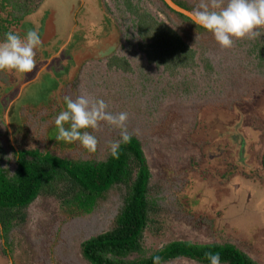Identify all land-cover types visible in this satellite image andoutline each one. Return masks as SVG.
Here are the masks:
<instances>
[{
  "label": "rangeland",
  "instance_id": "rangeland-1",
  "mask_svg": "<svg viewBox=\"0 0 264 264\" xmlns=\"http://www.w3.org/2000/svg\"><path fill=\"white\" fill-rule=\"evenodd\" d=\"M78 1L45 0L37 13L27 17L35 27H24L35 28L42 41L33 69L37 73L5 71L7 82L0 79V100L8 92L16 95L3 105L0 102V132L12 137L10 111L15 106L14 113H25L29 122L20 133L21 142L63 150L62 142L56 140L55 119L66 109L65 97L75 99L85 93L103 99L109 111L127 112L129 132L147 141L153 180L167 196L162 203L168 206V228L163 240L152 236L156 247L171 239L212 243L222 236L264 264V65L259 63V49L249 53L256 39L238 40L232 48L222 49L214 36L207 37L206 56L215 70L210 75L201 68L192 74L200 90L193 91L189 102L181 99L182 88L168 89L169 81L148 63L143 67L150 71L143 74L133 64L134 72L124 75L125 85L120 86L123 92L114 97L119 74L108 70L107 57L121 44L118 25L105 13L104 0H82V5ZM105 1L112 5V0ZM147 5L168 21L159 12L158 2L148 0ZM5 17L7 13L0 9V19ZM168 24L176 27L171 21ZM44 27H50L46 33ZM21 28L11 25L9 29L20 32ZM70 54L77 62L73 66L67 62ZM143 75L147 77L144 84ZM30 77L34 78L26 81ZM103 87L106 94L101 92ZM157 97L167 102L157 105L153 102ZM143 112L145 117L140 115ZM149 112L157 114L148 116ZM87 131L97 134L105 146L120 134L106 123L98 132ZM83 151L78 143L70 152L95 156ZM6 162L14 166V159ZM114 203L90 217H70L60 214L55 203L37 200L26 224L16 230L15 260L4 252L5 241L0 239V264H88L81 256L80 243L109 228L117 211L118 203ZM174 225L178 228L170 233ZM167 264L198 263L177 259Z\"/></svg>",
  "mask_w": 264,
  "mask_h": 264
},
{
  "label": "trees",
  "instance_id": "trees-1",
  "mask_svg": "<svg viewBox=\"0 0 264 264\" xmlns=\"http://www.w3.org/2000/svg\"><path fill=\"white\" fill-rule=\"evenodd\" d=\"M147 1L112 0L111 5L104 0L105 13L115 20L122 39L120 46L112 48L110 52L113 54L107 57L108 70L117 72V80L121 81L116 83L113 96L123 92L124 87L120 86L125 85L124 75L133 73L134 65L143 74L146 70L150 71L143 67L148 63L152 71L160 70L162 79L169 81L168 89L175 86L182 88L184 97L181 99L189 102L192 94L200 90L199 81L192 74L201 68L208 74L215 70L210 56H206L208 45L205 42L207 37L213 35L192 23L187 15L172 9L165 0H155L159 12L165 14L166 19L176 26L170 27L148 7ZM175 2L190 11L199 3L194 0ZM39 7L37 0H0L1 11L7 13V17L0 19V37L5 40L11 25L22 26L20 32H13L23 37L27 30L32 29H26L24 25L35 27L27 17L37 12ZM123 41L129 45L125 46ZM213 41H216L215 38ZM258 49L259 63L264 65V31L249 46V53ZM121 51L122 54L119 53ZM68 57L67 60L73 66L76 63L74 55ZM57 65L61 70V62ZM32 73L35 76L37 71L33 70ZM68 74L66 84L69 83ZM3 78L7 82L5 71L0 72V79ZM32 78H26V81ZM175 80L177 84H174ZM142 81V84L147 81L145 75ZM101 90L106 94L104 87ZM13 95H16L13 91L8 92L0 100L1 105ZM158 99L154 98L153 102H167V99ZM14 108L10 111L12 137L0 132V239L5 241L4 252L13 256V259L18 244L16 230L28 221V211L32 204L45 199L55 203L60 214L70 217H90L107 203H118L109 228L80 243L81 256L88 264H153L155 256L161 257V264L177 259L210 264L205 257L206 252H219L221 264H262L245 249L222 236L212 243L171 239L156 247L152 236L163 240V231L168 228V206L162 203L167 196L163 195L161 189L158 190L159 185L153 180L145 151L147 141L137 134H132L129 143L121 144L119 158L113 157L109 147L100 142L95 156L90 157L70 152L79 142L60 141L63 150L55 146L44 149L38 145L31 146L30 142L27 145L21 142L23 138L20 140V133L29 122L24 118L25 113L22 115L15 110V114ZM156 111L159 112V108ZM155 114L149 112L148 116ZM140 115L145 117L144 112ZM120 139V134H117L111 141ZM104 149L105 152H102ZM83 153L89 152L84 149ZM11 159H14L13 167L9 165L10 162H6ZM179 209H182L181 205ZM177 228L174 225L169 232L173 233ZM109 252L113 259H105L102 255Z\"/></svg>",
  "mask_w": 264,
  "mask_h": 264
},
{
  "label": "clouds",
  "instance_id": "clouds-1",
  "mask_svg": "<svg viewBox=\"0 0 264 264\" xmlns=\"http://www.w3.org/2000/svg\"><path fill=\"white\" fill-rule=\"evenodd\" d=\"M43 2L38 1L37 4ZM190 20L210 32L222 49H230L238 40H254L262 35L260 30L264 29V0H199L190 13ZM116 30L119 31L118 28ZM41 43L37 30L29 29L23 37L8 31L5 40L0 42V72H32L36 67L35 57ZM65 101L66 110L55 119L58 130L56 140L79 142L87 152L96 153L99 140L87 129L98 132L102 124L106 123L119 130L121 139L107 142L110 154L119 158L121 144L129 143L133 134L128 130L129 114L113 113L108 110L109 105L103 99L85 93L75 99L66 96ZM102 255L105 259H113L110 252ZM205 257L210 264H221L219 252H206ZM153 264H161V257H153Z\"/></svg>",
  "mask_w": 264,
  "mask_h": 264
},
{
  "label": "water",
  "instance_id": "water-1",
  "mask_svg": "<svg viewBox=\"0 0 264 264\" xmlns=\"http://www.w3.org/2000/svg\"><path fill=\"white\" fill-rule=\"evenodd\" d=\"M165 2L174 10L183 13L185 15H187L188 17H190V13L191 11L188 9L183 8L182 6L178 5L175 0H165ZM77 64V62H76Z\"/></svg>",
  "mask_w": 264,
  "mask_h": 264
},
{
  "label": "flooded vegetation",
  "instance_id": "flooded-vegetation-1",
  "mask_svg": "<svg viewBox=\"0 0 264 264\" xmlns=\"http://www.w3.org/2000/svg\"><path fill=\"white\" fill-rule=\"evenodd\" d=\"M78 3H80L82 5L83 2H82V0H79Z\"/></svg>",
  "mask_w": 264,
  "mask_h": 264
},
{
  "label": "bare ground",
  "instance_id": "bare-ground-1",
  "mask_svg": "<svg viewBox=\"0 0 264 264\" xmlns=\"http://www.w3.org/2000/svg\"><path fill=\"white\" fill-rule=\"evenodd\" d=\"M49 28H50V27H49ZM49 28L46 27V30H45V31L49 30ZM51 28L53 29V27H51ZM24 96H25V95H24Z\"/></svg>",
  "mask_w": 264,
  "mask_h": 264
},
{
  "label": "crops",
  "instance_id": "crops-1",
  "mask_svg": "<svg viewBox=\"0 0 264 264\" xmlns=\"http://www.w3.org/2000/svg\"><path fill=\"white\" fill-rule=\"evenodd\" d=\"M45 28V30H46V27H44ZM45 33H46V31H45ZM45 35V34H44ZM118 47H119V45H118ZM115 48H117V47H115ZM68 63H69V61H67Z\"/></svg>",
  "mask_w": 264,
  "mask_h": 264
}]
</instances>
